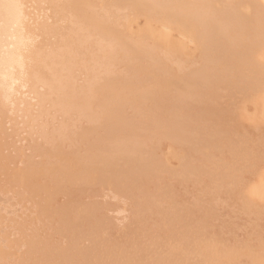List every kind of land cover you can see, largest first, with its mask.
<instances>
[{
    "label": "bare ground",
    "instance_id": "1",
    "mask_svg": "<svg viewBox=\"0 0 264 264\" xmlns=\"http://www.w3.org/2000/svg\"><path fill=\"white\" fill-rule=\"evenodd\" d=\"M245 102L264 0H0V264L215 262L264 214L251 146L220 149Z\"/></svg>",
    "mask_w": 264,
    "mask_h": 264
},
{
    "label": "rangeland",
    "instance_id": "2",
    "mask_svg": "<svg viewBox=\"0 0 264 264\" xmlns=\"http://www.w3.org/2000/svg\"><path fill=\"white\" fill-rule=\"evenodd\" d=\"M181 40H182V37H181ZM186 43V42H185ZM261 89H262V85H261ZM260 88H259V90L258 91H256V93L258 92L259 93V91L261 90ZM257 93V94H258ZM257 96H259V95H257ZM249 99H251L250 97H249ZM252 101H255V102H259L260 101V99H257V97H256V99L255 100H252ZM236 102H238V104L236 103ZM235 102V104H237V108H238V105L240 104V102H241V100H240V98L238 99V101H236ZM231 104H234V102H230ZM251 104V102H245V105L243 104L242 105V109L243 110H246V105H247V107H248V109L247 110H254V111H256V119L255 120H257V121H253V123H254V125L255 126H258V127H260L261 129H253V127H252V125H251V121H249V120H247V121H243L242 123H239L240 124V127L238 126V130L236 131L237 133H231V132H229V134H225V142L228 144H226L225 146H223V147H220V146H218V144H217V146H218V148L220 147V149H224V150H226V151H228L229 150V148L231 149V147L233 148H238V149H240L241 148V150L242 149H244L246 146H248V145H250L251 146V150H250V155H248L247 156V159H248V161H246V163H245V165H246V169H251V170H253V173H252V175L249 177V179H252L253 180V182H244V184H243V182H235V185H237V188H241L242 186H243V189H245L246 188V186H247V190H245V192L244 193H242V195L241 194H239V196H243L245 193H247V194H245L244 195V198H247L248 197V194L251 196H249V198H252V200H254V202H256V204L258 203V202H260V205H264V198H263V193H264V189H262V188H264V184L263 183H259V182H257L258 181V178H259V175H260V173L263 171L264 172V170H261V169H264V161L262 160V159H264V116H263V114H262V116H261V112H260V109H258L259 108V106L261 107V103H258L257 104V106L255 105H250ZM253 103V102H252ZM234 104V105H235ZM228 105H230V104H228ZM249 105L251 106V109H250V107H249ZM259 105V106H258ZM231 106V105H230ZM232 107V106H231ZM252 107H254V108H252ZM258 107V108H257ZM259 111H258V110ZM237 110V109H236ZM252 110V111H253ZM260 112V113H259ZM257 116H258V118H257ZM259 116H261V117H259ZM260 118V119H259ZM261 121H263V122H261ZM248 123V124H250V125H244L243 123ZM250 122V123H249ZM260 122H261V126H260ZM233 124H234V122H233ZM242 124V125H241ZM246 126V127H244V126ZM247 126H248V128H249V126H250V128L254 131H251V133H253V134H251L250 133V128H249V130L247 129ZM255 126H254V128H255ZM242 127V128H241ZM239 129H240V131H241V129H242V132H240L239 131ZM261 130V131H260ZM239 131V132H238ZM244 132H246V134L244 133ZM263 132V133H262ZM261 133V134H260ZM235 134V135H234ZM258 134H259V136H258ZM257 135V136H256ZM239 138H238V137ZM251 136V137H250ZM261 136H262V138H261ZM254 138V139H253ZM258 138H260V139H258ZM235 139V140H234ZM247 139V140H246ZM251 140H253V141H251ZM250 141H251V144H250ZM258 141V142H257ZM247 142V143H246ZM252 144H254V146L252 145ZM232 145V146H231ZM234 145V146H233ZM245 145V146H244ZM259 145H261V146H259ZM217 146H216V148H217ZM226 146H227V148H226ZM241 146V147H240ZM255 146H256V148H255ZM244 147V148H243ZM261 148V149H260ZM253 149V150H252ZM257 150V151H255V150ZM258 155H257V154ZM253 154V155H252ZM255 154V155H254ZM257 155V156H256ZM258 158V159H257ZM260 159V160H259ZM251 160H252V162H251ZM255 160V161H254ZM259 161V162H258ZM208 162V161H207ZM249 162V163H248ZM253 162H255V163H253ZM256 162H258V163H256ZM251 163V164H250ZM257 164V165H256ZM250 165H251V167H250ZM261 165H262V167H261ZM253 166V167H252ZM254 167H255V169H254ZM259 169H258V168ZM256 170V171H255ZM2 171H1V169H0V179H1V175H3V173H1ZM263 175H264V173H263ZM3 177V176H2ZM255 179V180H254ZM261 179V178H260ZM259 179V180H260ZM257 180V181H256ZM249 183V184H248ZM257 185H256V184ZM247 184V185H246ZM263 185V187H262V185ZM249 185V186H248ZM251 185V186H250ZM261 185V186H260ZM250 187V189H248ZM260 187H262V188H260ZM253 191H252V190ZM262 189V190H261ZM251 192V193H249V191ZM255 190H257V192L255 191ZM258 190H259V192H258ZM244 191V190H243ZM242 191V192H243ZM256 193H255V192ZM262 192V193H261ZM255 193V194H254ZM261 193V194H260ZM258 194V195H257ZM247 195V196H246ZM255 195V196H254ZM257 195V196H256ZM261 195V196H260ZM257 197V199L259 198V197H262L263 198V200L261 199V198H259L258 199V201H257V199H255ZM13 199H11V201H12ZM256 200V201H255ZM13 201H16L15 199L13 200ZM263 201V202H262ZM15 203V202H14ZM12 204V203H11ZM21 205L23 206V204L21 203ZM23 209H25V208H20V210H23ZM240 209V208H239ZM17 212V211H16ZM9 214H13L14 215V213H9ZM9 216V215H8ZM10 216H12V215H10ZM233 216H235V215H233ZM244 216V217H243ZM248 217V219H247V217ZM253 216V217H252ZM249 215V214H244V213H239V214H237L235 217H233V222H236V223H238L239 225L238 226H231V225H229V226H225L222 230H219L218 232H217V234L216 235H214L216 238H219V239H221L223 242H226V241H228V242H230V244H224V247H222L221 249H218V250H220V251H218V250H216L215 248L214 249H211V250H213V251H211L210 249V252H212L213 254H219L220 255V258H218V259H216V261L214 262V260L210 263V261H208L209 262V264H264V214H262L261 216H259V217H256V216H254V214L253 215ZM243 217V218H242ZM255 217V218H254ZM239 219V220H238ZM246 219V220H245ZM254 219H255V222L256 223H260L261 224V227L263 228V230H261L260 231V228L257 226V224L254 222ZM258 219V220H257ZM249 221V222H248ZM257 221H259V222H257ZM262 221V222H261ZM244 224H245V227H244ZM247 225V226H246ZM226 230H227V232H226ZM244 230V231H243ZM256 230V231H255ZM206 232H207V234L209 233L210 234V229L208 228L207 230H206ZM242 232V233H241ZM227 233V234H226ZM257 233H259V234H261V235H257ZM230 234V235H229ZM248 234V235H247ZM245 235V236H244ZM255 235V236H254ZM263 235V236H262ZM247 236V237H246ZM259 237V239H258V237ZM230 237V238H229ZM234 237H237V238H234ZM246 237V238H245ZM249 237V238H248ZM231 238H233V239H231ZM260 238H262V239H260ZM252 240V241H251ZM259 240V241H258ZM240 241V242H239ZM255 241H258V242H255ZM236 242V243H235ZM244 242V243H243ZM263 242V243H262ZM234 244V245H233ZM248 244H250V245H248ZM239 245V246H238ZM246 245V246H245ZM247 246H248V248H247ZM245 249L244 250V252H243V250L241 249ZM250 247V248H249ZM258 249V251L256 252V250ZM223 249H225V250H223ZM232 249H233V251H232ZM237 249H239V250H237ZM263 249V250H262ZM248 250H250V251H248ZM254 252H253V251ZM216 251V252H215ZM241 251V252H240ZM251 251H252V253H251ZM225 252V253H224ZM256 252V253H255ZM259 252V253H258ZM221 253H222V255H224V256H222L221 255ZM228 253V254H227ZM262 253H263V255H262ZM227 254V256H225ZM248 254V255H247ZM249 254H251V256L249 255ZM229 255V256H228ZM256 255V256H255ZM261 255V256H260ZM246 256H248V258H246ZM253 256V257H252ZM224 257V258H223ZM228 257V258H227ZM237 259H236V258ZM250 257V258H249ZM227 260H226V259ZM229 258H230V260H229ZM232 258V259H231ZM254 258V259H253ZM260 258V259H259ZM249 259H251V260H249ZM225 260V261H224ZM218 261V262H217ZM221 263H220V262ZM230 261V262H229ZM247 261H249L248 263H247ZM257 261V262H256ZM207 262V263H208ZM244 262V263H243Z\"/></svg>",
    "mask_w": 264,
    "mask_h": 264
}]
</instances>
